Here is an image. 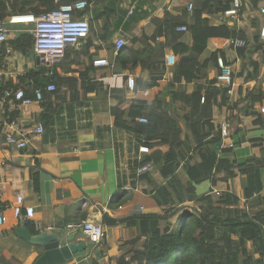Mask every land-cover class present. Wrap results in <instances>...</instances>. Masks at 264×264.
<instances>
[{
	"label": "crops",
	"instance_id": "obj_1",
	"mask_svg": "<svg viewBox=\"0 0 264 264\" xmlns=\"http://www.w3.org/2000/svg\"><path fill=\"white\" fill-rule=\"evenodd\" d=\"M241 3L242 11L237 20H224L223 23L245 34L252 51L249 57L258 66L256 77L245 79L238 75L245 63L238 56L237 49L230 46L229 39H208L206 49L199 56V60L203 61L211 53L221 50L225 61L233 69L232 93L228 94L226 104L213 107L212 122L216 126L226 127L229 143L232 144L230 157L238 161L261 157L264 147V117L257 111L260 103H254L253 113L247 115L243 114L245 107L242 105L246 103L242 99L250 92L257 96L264 91V40L260 38L258 43H254L264 23V16L258 12L264 1H259L256 6L252 0H241ZM86 9L84 16L90 23L89 34L77 44L68 45L56 61L60 76L79 79L82 72L84 86L80 87V91H85L83 101L65 102L57 106V112L43 124V133L36 134L35 126L43 111L41 103L33 102L29 106L17 104L18 115L10 119V110H14L15 105L0 97V202L5 216V221L0 224V264H33L42 253L41 247L30 244L14 233V229L20 225V217L13 212L18 194L23 196L24 206L34 209L33 217L23 219L24 223L29 222L34 226L37 222L39 227L34 226L37 232L53 230L66 236L75 233L74 242L86 245L84 251L76 253L64 264H92L90 258L94 257L95 249L79 232L68 230L67 225L86 218L102 222L105 237L98 246L101 255L98 264H117L118 258L133 248L128 242L139 235L136 226H128L121 219L141 213L164 212L162 207L154 205L150 195L137 189L130 174V161L137 156L141 145L136 149L133 134L113 127L109 108L121 100L150 103L159 93H163L166 108L183 124L186 109L180 102H171L166 92L177 60L172 49L169 46L165 48L164 65L154 71V74L162 73V76L153 79L147 69H142L139 64L133 65L130 59L125 60L124 66L118 63L116 57L120 49L116 50L115 46L119 38H123L126 44L134 37L151 36L155 30L152 19H162L165 13L179 17L181 10L172 6L170 0H98ZM209 19L212 25L222 24L218 15ZM27 25L7 24L9 39L22 32ZM179 33L178 40L190 45V34L187 31ZM156 41L165 42L166 39L160 35ZM149 44L153 46L154 42L149 41ZM259 44L260 48L253 51ZM142 45L143 40H139L134 48ZM99 58L106 59L109 65L89 64L90 60L92 62ZM38 65L35 56H25L11 50L5 57L0 84L8 82L21 89L25 84L18 83L17 76ZM252 71L250 66L248 73ZM217 75V67L209 63L199 80L184 84L185 93H192L196 84L209 85L215 77V86L223 87ZM129 76L135 80L133 91L127 87ZM63 90H68L67 86H63ZM12 120L17 123L15 129L18 128L27 140L24 148L5 142L7 133L16 134L9 125ZM102 128L105 129L98 131ZM155 143L154 147L167 150V147ZM125 165L128 166L125 168ZM33 174L37 175L36 183H33ZM152 176L154 185L163 183L157 171H153ZM243 179L239 175L227 183H220L217 189L233 191L241 198L242 207L264 208V187L246 202L241 197ZM213 188L210 182H205L200 185L199 194L208 193ZM119 191L124 192L125 199L120 204H114L111 199ZM183 205L192 207L197 202L188 200ZM175 220L172 219V224H175Z\"/></svg>",
	"mask_w": 264,
	"mask_h": 264
},
{
	"label": "trees",
	"instance_id": "obj_2",
	"mask_svg": "<svg viewBox=\"0 0 264 264\" xmlns=\"http://www.w3.org/2000/svg\"><path fill=\"white\" fill-rule=\"evenodd\" d=\"M77 1L80 0H0V22L8 23L14 15L39 17L61 4ZM83 1L88 8L89 4L98 0ZM233 1L170 0L172 6L181 10L180 16L172 17L165 13L162 19H152L155 30L151 36L141 35L140 39L134 37L118 52L116 60L122 66L125 60L130 59L133 65L139 64L142 69L150 72L151 78L157 79L161 78L162 73L154 74V71L164 65L165 48L169 46L177 60L166 92L171 102H180L186 112L182 124L166 108V96L163 93H159L150 103L139 100L128 103L121 100L109 108L113 127L133 134L136 149L139 145L153 148L150 153L140 154L130 161V174L137 189L150 195L154 205L162 207L164 211L121 219L128 226H136L139 235L128 242L133 248L123 253L117 264H264V208L242 207L241 198L229 189L221 190L218 195H214L212 190L199 194V187L205 182L217 188L220 183H227L240 175L244 177L241 197L248 202L264 187V147L259 158L251 157L244 161L231 158V148L221 147L220 127L212 122L213 107L224 105L228 100L227 88L215 86L216 77L209 85L196 84L190 94L185 93L184 85L199 80L209 63H213L219 73L217 59H224L221 50L211 53L203 61L199 60L208 39L240 38L247 42L242 31L224 23L212 25L210 22L209 17L224 12ZM259 1L252 0L254 6ZM190 3L192 9L188 10ZM84 11L75 12L74 16L83 15ZM27 26L7 42L0 43V69L4 67L5 57L11 50L25 56H35L34 36L29 31L33 24ZM178 26L186 27L191 36L190 45L178 40L181 35L176 30ZM160 35H164L165 42L156 41ZM139 40H143V45L135 49L134 44ZM259 40L258 33L254 43ZM149 41L154 42V45L149 44ZM259 48L260 44L253 51ZM251 52L248 42L237 48L238 56L245 63L238 75L245 79H253L258 73L256 62L249 57ZM250 66L253 71L248 73ZM59 71L57 62H54L40 64L17 76L18 83L25 84L21 88L25 97L34 99L36 90L42 92L40 103L43 111L39 116L42 125L57 112V106L65 102H82L85 97V91H80V87L84 86L82 72L80 78L75 79L60 76ZM50 84L54 85V90L48 92L46 87ZM63 86H67L68 90H63ZM17 89V86L2 82L0 97L4 96L6 90ZM251 93L242 99L246 102L242 104L245 107L244 115L253 113L254 103L264 102V91L257 96ZM12 104L15 108L10 110V119L18 115L16 105L19 101L13 99ZM140 117H145L147 121L139 122ZM155 141L159 146L167 147V150L161 151L154 147ZM148 163H152L153 170L160 174L162 184L154 185L151 171L135 176V168ZM36 181L37 175L33 174V183ZM124 199V192L119 191L111 200L114 204H120ZM188 200H194L197 205L184 206ZM2 210L0 202V213ZM173 218L176 219L175 224L171 222ZM25 223L32 233L37 232L32 223ZM90 262L98 264L93 256Z\"/></svg>",
	"mask_w": 264,
	"mask_h": 264
},
{
	"label": "built area",
	"instance_id": "obj_3",
	"mask_svg": "<svg viewBox=\"0 0 264 264\" xmlns=\"http://www.w3.org/2000/svg\"><path fill=\"white\" fill-rule=\"evenodd\" d=\"M56 1L58 2L61 0ZM241 5V0H234L228 9L218 14V20L220 23H223L224 20H237ZM86 6L87 3L83 0H80L70 4H61L58 8L39 17H34L32 15L11 16L8 20V23L0 22V43L7 42L9 39V28L7 24L32 23L33 26L31 29H29V31L34 36L33 50L35 54L40 55L43 58L46 64H52L63 55L64 50L68 45L77 44L79 40L85 38L89 34L90 23L88 18H86L84 14L80 16H74L75 12H83ZM191 9L192 4L190 3L188 5V10ZM131 10L129 12H131ZM258 12L264 16V3L259 6ZM18 17H25L28 20L23 22L18 20ZM176 30L178 32L187 31L185 26H178ZM259 36L264 40V23L260 28ZM246 43L247 42L245 40L240 38L229 39V44L234 49L241 48L245 46ZM123 45H125V40L123 38L116 40V50L120 49ZM92 64L94 66H108L109 62L106 59L99 58L92 60ZM217 65L219 68L217 80L224 88H227V93L231 94L234 87L233 69L231 65H229L222 57H218ZM3 74V70L0 69V78L3 76ZM126 83L128 89L133 91L135 88L134 78L131 76L127 77ZM52 90H54L53 84H50L46 87V91L50 92ZM3 97L9 101H12L13 99L19 101L20 106H29L33 102L41 101L42 92L40 90H36L34 99H30L25 97L23 90L19 88L16 91L6 90ZM201 102H203V98H201ZM14 108L15 107H13V109ZM257 111L262 117H264V103L259 104ZM138 121L146 122L147 119L145 117H140L138 118ZM9 125L12 129L17 127V123L14 120L9 122ZM43 131L44 127L42 123L40 121L37 122L35 126V133L42 134ZM15 132L17 135L13 132L7 133L5 135V142L7 144H13L17 148L26 147L27 140L22 132H20L18 128L15 129ZM220 132L222 138L221 147H231L232 144L229 143V134L224 125L220 127ZM144 153H150V148L141 145L138 148V154L136 157ZM127 166L128 165H125V168ZM152 168V163H148L142 167H137L135 168V176L137 177L142 172L151 171ZM220 191L221 190L217 188L212 189V193H215L216 195H218ZM13 212L16 217H20L25 220L33 217L34 209L30 206H24V198L21 194H18L13 206ZM4 221L5 216L0 213V224H2ZM34 226L35 228L39 227L37 222L34 224ZM66 228L74 232H79L85 238L86 242L95 248L100 246L105 237L104 225L102 222L96 221L93 218H86L78 223L69 224Z\"/></svg>",
	"mask_w": 264,
	"mask_h": 264
},
{
	"label": "water",
	"instance_id": "obj_4",
	"mask_svg": "<svg viewBox=\"0 0 264 264\" xmlns=\"http://www.w3.org/2000/svg\"><path fill=\"white\" fill-rule=\"evenodd\" d=\"M35 59L38 64H46L40 55L36 54ZM14 233L30 244L41 247L42 253L33 264H64L73 255L86 248L84 243L74 242L75 233H70L68 236L53 230L32 233L21 218L20 225L14 229ZM94 257L98 263L101 262L98 247L94 249Z\"/></svg>",
	"mask_w": 264,
	"mask_h": 264
},
{
	"label": "bare ground",
	"instance_id": "obj_5",
	"mask_svg": "<svg viewBox=\"0 0 264 264\" xmlns=\"http://www.w3.org/2000/svg\"><path fill=\"white\" fill-rule=\"evenodd\" d=\"M17 19L20 20V21H23V22H26V21L28 20V19L25 18V17H18Z\"/></svg>",
	"mask_w": 264,
	"mask_h": 264
},
{
	"label": "rangeland",
	"instance_id": "obj_6",
	"mask_svg": "<svg viewBox=\"0 0 264 264\" xmlns=\"http://www.w3.org/2000/svg\"><path fill=\"white\" fill-rule=\"evenodd\" d=\"M30 28V27H29ZM31 29V28H30ZM153 171H155V170H151V172H153ZM214 195H216L215 193H214Z\"/></svg>",
	"mask_w": 264,
	"mask_h": 264
}]
</instances>
